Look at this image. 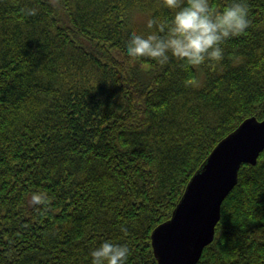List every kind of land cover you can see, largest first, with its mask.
I'll list each match as a JSON object with an SVG mask.
<instances>
[{"label":"trees","instance_id":"1","mask_svg":"<svg viewBox=\"0 0 264 264\" xmlns=\"http://www.w3.org/2000/svg\"><path fill=\"white\" fill-rule=\"evenodd\" d=\"M247 4L223 59L191 67L127 55L132 33L165 34L163 0H0V264H92L104 241L158 264L152 233L191 178L243 121H264V0ZM198 264H264V151Z\"/></svg>","mask_w":264,"mask_h":264},{"label":"water","instance_id":"2","mask_svg":"<svg viewBox=\"0 0 264 264\" xmlns=\"http://www.w3.org/2000/svg\"><path fill=\"white\" fill-rule=\"evenodd\" d=\"M264 151V121L251 117L222 139L189 181L170 220L152 233L158 264H198L213 243L222 205L238 184L244 164Z\"/></svg>","mask_w":264,"mask_h":264},{"label":"clouds","instance_id":"3","mask_svg":"<svg viewBox=\"0 0 264 264\" xmlns=\"http://www.w3.org/2000/svg\"><path fill=\"white\" fill-rule=\"evenodd\" d=\"M163 2L174 12L166 27L160 29L165 34L132 33L126 44L129 57H151L161 64L175 57L191 67L206 61L218 62L223 59V42L245 33L250 25L247 0H230L222 9L212 0ZM26 12L34 15L36 9L29 8ZM155 23V20L149 21L150 26ZM46 200L42 192H34L31 196L34 205H43ZM129 254L127 244L104 241L91 251L92 264H127Z\"/></svg>","mask_w":264,"mask_h":264},{"label":"bare ground","instance_id":"4","mask_svg":"<svg viewBox=\"0 0 264 264\" xmlns=\"http://www.w3.org/2000/svg\"><path fill=\"white\" fill-rule=\"evenodd\" d=\"M202 80V79H201ZM203 81V80H202Z\"/></svg>","mask_w":264,"mask_h":264}]
</instances>
